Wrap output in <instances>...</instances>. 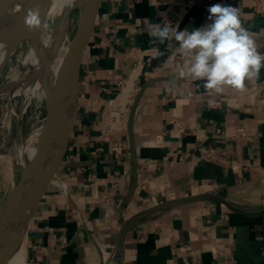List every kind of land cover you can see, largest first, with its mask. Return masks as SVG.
Wrapping results in <instances>:
<instances>
[{
	"label": "crops",
	"instance_id": "1",
	"mask_svg": "<svg viewBox=\"0 0 264 264\" xmlns=\"http://www.w3.org/2000/svg\"><path fill=\"white\" fill-rule=\"evenodd\" d=\"M217 3L239 9L264 53V0H99L67 147L28 223L24 264H264V68L246 91L207 95L172 68L178 44L147 33L151 23L205 26ZM204 194L231 209L188 204L122 233L161 203Z\"/></svg>",
	"mask_w": 264,
	"mask_h": 264
},
{
	"label": "water",
	"instance_id": "2",
	"mask_svg": "<svg viewBox=\"0 0 264 264\" xmlns=\"http://www.w3.org/2000/svg\"><path fill=\"white\" fill-rule=\"evenodd\" d=\"M14 1H0V23L7 20L8 8ZM47 1L28 0L24 9L15 20L14 26L16 27V31L26 30V35H29L30 32L32 33L33 31H29L24 25V16L28 9L38 7L43 17V10ZM98 2L99 0H85L84 7L78 14L75 32L65 54L62 68L55 81V86L50 91L45 90L46 115L37 141L36 152L29 163L22 167L18 182L6 197L4 210L0 216V245L5 243V237H8L5 236L6 228L16 220L25 218V223H27L28 227L32 214L36 210L46 188L55 177L56 171L61 163L77 110V84L80 66L85 47L91 34ZM0 33L4 34L1 31ZM69 93H74L76 101L74 112L71 116H67L64 110V100ZM51 143H54L56 148L46 162ZM131 145L132 159L134 160L135 155L132 140ZM204 201L220 203L230 208L223 199L208 194L167 201L130 219L124 225L122 233L132 228L140 220L146 219L156 212ZM26 230L9 240L15 245L18 244L25 236ZM10 252L11 249L0 251V264H4Z\"/></svg>",
	"mask_w": 264,
	"mask_h": 264
},
{
	"label": "clouds",
	"instance_id": "3",
	"mask_svg": "<svg viewBox=\"0 0 264 264\" xmlns=\"http://www.w3.org/2000/svg\"><path fill=\"white\" fill-rule=\"evenodd\" d=\"M207 11L211 23L191 31H180L171 23L149 24L150 42L160 45L175 41L179 55L187 61L186 65H176L178 76L202 81L207 95L222 94L228 88L246 91L248 83L259 79L264 53L258 51L253 34L242 25L238 8L217 3ZM24 25L36 32H47L50 27L38 7L27 10ZM174 61L170 56L169 62Z\"/></svg>",
	"mask_w": 264,
	"mask_h": 264
},
{
	"label": "rangeland",
	"instance_id": "4",
	"mask_svg": "<svg viewBox=\"0 0 264 264\" xmlns=\"http://www.w3.org/2000/svg\"><path fill=\"white\" fill-rule=\"evenodd\" d=\"M79 5L80 0H72L69 16L62 20L61 35L64 42L68 41L67 47L75 32ZM31 46V42L22 39L0 66V214L7 195L20 178L22 167L29 163L27 155L36 151L34 137L46 115L45 87L37 86L40 82L38 65L32 58L28 59ZM40 56L43 58V53ZM50 63L53 68L54 64ZM44 72L47 85L52 75ZM23 239L25 243V237Z\"/></svg>",
	"mask_w": 264,
	"mask_h": 264
},
{
	"label": "bare ground",
	"instance_id": "5",
	"mask_svg": "<svg viewBox=\"0 0 264 264\" xmlns=\"http://www.w3.org/2000/svg\"><path fill=\"white\" fill-rule=\"evenodd\" d=\"M27 1L28 0H15L12 3V5L8 8L7 20L5 22L0 23V31L5 34L4 35L0 33V66L4 61H6L9 58L10 55L14 53L16 47H19L20 41L22 39H26L29 42H31L32 45L30 52L28 54V59L32 58L33 61L38 65L37 71H39L38 75L40 77V82L38 83L37 86L41 87L43 85V87H45L44 88L45 90L47 89V91H50L55 86V81L58 78L59 71L62 68L65 54L69 47V46L67 47V43H66L68 41L66 42L63 41L61 32L63 28L62 20H64L65 17L66 19L68 18L69 8L72 0H48L43 10V17L50 25L49 30L47 32L33 31L32 33L30 32L29 35H26L25 33L26 30L16 31V27L14 26L15 20L24 9ZM84 4H85V0H80L78 14L80 10L84 7ZM41 53H43L44 59L41 58L42 57L40 56ZM50 62L54 64L52 65L53 68L51 67ZM43 70L46 71V74L50 73V75H52V78L50 79V82L47 85H46V81H44L45 72ZM43 81L45 83H42ZM75 103L76 101H75L74 93L67 94L64 100V110L67 116H71L72 113L74 112ZM41 128L34 137L35 143H37L38 141ZM30 148L32 149V147ZM55 148L56 145L54 143H51L50 149L47 153L46 162L51 157L52 152L55 150ZM34 154L30 153L29 155H27L29 161L33 158ZM25 222H26L25 218H22L16 220L6 228L5 236L8 237H5L6 239L5 243L0 245V251L11 249V252L9 256L6 258L4 264H24V260L26 257L25 256L26 246L24 243V239L19 241V243L16 245L13 244L9 239H12L13 237L19 235L20 233L26 230L27 223Z\"/></svg>",
	"mask_w": 264,
	"mask_h": 264
},
{
	"label": "built area",
	"instance_id": "6",
	"mask_svg": "<svg viewBox=\"0 0 264 264\" xmlns=\"http://www.w3.org/2000/svg\"><path fill=\"white\" fill-rule=\"evenodd\" d=\"M172 57H175V61L171 62L172 68L177 70L176 65H186L187 61L186 58H183L179 55V47L175 48L173 53H172ZM242 136H244L243 133H240Z\"/></svg>",
	"mask_w": 264,
	"mask_h": 264
}]
</instances>
